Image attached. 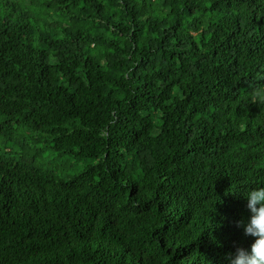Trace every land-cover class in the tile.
I'll use <instances>...</instances> for the list:
<instances>
[{
	"label": "trees",
	"instance_id": "16d2710c",
	"mask_svg": "<svg viewBox=\"0 0 264 264\" xmlns=\"http://www.w3.org/2000/svg\"><path fill=\"white\" fill-rule=\"evenodd\" d=\"M253 186L264 0H0V264H228Z\"/></svg>",
	"mask_w": 264,
	"mask_h": 264
},
{
	"label": "clouds",
	"instance_id": "9594fccd",
	"mask_svg": "<svg viewBox=\"0 0 264 264\" xmlns=\"http://www.w3.org/2000/svg\"><path fill=\"white\" fill-rule=\"evenodd\" d=\"M246 201L248 215L237 221L245 237H252L249 248L235 246L228 264H264V186H253L239 192Z\"/></svg>",
	"mask_w": 264,
	"mask_h": 264
},
{
	"label": "rangeland",
	"instance_id": "374dc122",
	"mask_svg": "<svg viewBox=\"0 0 264 264\" xmlns=\"http://www.w3.org/2000/svg\"><path fill=\"white\" fill-rule=\"evenodd\" d=\"M41 147L39 151V161H42V165L51 167L56 170L64 169L66 173L71 174L72 172L80 169L84 164L90 162V159H75L66 153L52 152L50 147H44L43 144H37Z\"/></svg>",
	"mask_w": 264,
	"mask_h": 264
}]
</instances>
